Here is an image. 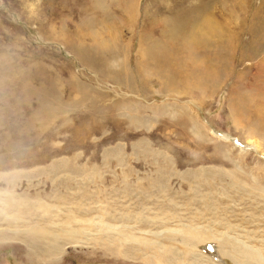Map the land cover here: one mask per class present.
Segmentation results:
<instances>
[{"label": "rangeland", "instance_id": "374dc122", "mask_svg": "<svg viewBox=\"0 0 264 264\" xmlns=\"http://www.w3.org/2000/svg\"><path fill=\"white\" fill-rule=\"evenodd\" d=\"M261 67L264 0H0V264H264Z\"/></svg>", "mask_w": 264, "mask_h": 264}, {"label": "bare ground", "instance_id": "6f19581e", "mask_svg": "<svg viewBox=\"0 0 264 264\" xmlns=\"http://www.w3.org/2000/svg\"><path fill=\"white\" fill-rule=\"evenodd\" d=\"M261 19H262V18H261ZM261 19H260V20H261ZM260 20H259V21H260ZM262 20H263V19H262ZM208 23H209V21H208ZM169 24H170V23H169ZM209 24H210V23H209ZM163 27H164V26H163ZM172 27H173V28H172ZM187 27H188V26H186V27L183 26V27L180 29V31H177L176 29L178 28V26H177V28H176V25H173V26H172V25H169L168 28H167V31H168V32L165 31V32H167V34L164 33L165 35H164V34H163V35L166 36V37H170V39L172 40V38H173L172 35H174V33H176V34H182V33L185 34L184 32H186ZM255 27H256V26H255ZM164 30H166V29H164ZM211 30H212V29H211ZM187 31H189V30L187 29ZM213 31H214V30H213ZM189 32H190V31H189ZM210 33H212V31H211ZM214 33H215V32H214ZM218 33H219V32H218ZM193 35H194V34H193ZM211 35H212V34H211ZM211 35H210V36H211ZM219 36H220V35H219ZM186 37H187V36H186ZM226 37H228V36H226ZM226 37H225L226 40L230 39V38H226ZM216 38H217V36H216ZM219 39H220V38H219ZM188 40H189L188 38H186V39H185L184 37L182 38V43L184 42L183 44H184V46H186V49H187L186 52H189V53H187V54H189V59H190V56L192 55L191 52L194 51V50H193V49H194V46L190 43L191 40H189V43H187ZM230 40H232V37H231ZM216 41H217V40H216ZM213 43H214V42H213ZM217 43H218V42H215V44H217ZM226 43H227V42H226ZM184 46H183V47H184ZM183 49H185V47H184ZM193 53H194V52H193ZM187 54H186V55H187ZM193 55H194V54H193ZM196 60H197V59H196ZM196 60H195V61H196ZM193 61H194V60H193ZM195 64H196V63H195ZM195 64H194V65H195ZM201 66H202V65H201ZM195 68H196V67H195ZM196 69H197V68H196ZM203 73H204V72H203ZM260 77H262V83L260 84V86L262 87V84H263V82H264V67L258 68L257 78H260ZM213 78H214V77H213ZM197 80H198V79H197ZM197 82H198V81H197ZM199 82H200V81H199ZM261 87H260V88H261ZM258 90H259V87H258ZM260 99H261V98H260ZM262 102H263V101H262ZM263 103H264V102H263ZM263 103H262V104H263ZM259 104H260V101H259ZM258 106H259V105H258ZM260 106H261V104H260ZM261 108H262V107H261ZM263 109H264V107H263ZM255 110H256V109H255ZM258 111H259V110H258ZM262 112H263V111H262ZM257 113H258V112H257ZM263 114H264V113H263ZM43 209H45V208L43 207ZM43 231H44V230H43ZM50 236H51V235H50ZM51 237H52V236H51ZM53 238H54V237H53ZM50 240H51V239H50ZM44 241H45V240H44ZM46 242H47V241H46ZM49 244H50V243H49ZM49 244L47 243L48 246H47L46 248H48V247L50 248ZM54 244H55V243H54ZM46 248H45V249H46ZM49 250H50V249H48V251H49ZM46 251H47V250H46Z\"/></svg>", "mask_w": 264, "mask_h": 264}, {"label": "crops", "instance_id": "0c3cea01", "mask_svg": "<svg viewBox=\"0 0 264 264\" xmlns=\"http://www.w3.org/2000/svg\"><path fill=\"white\" fill-rule=\"evenodd\" d=\"M93 60H91V63H92Z\"/></svg>", "mask_w": 264, "mask_h": 264}]
</instances>
